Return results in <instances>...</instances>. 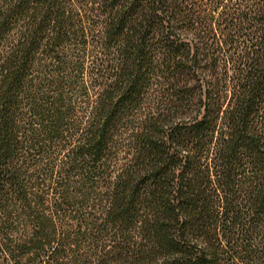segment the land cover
<instances>
[{"label":"trees","instance_id":"obj_1","mask_svg":"<svg viewBox=\"0 0 264 264\" xmlns=\"http://www.w3.org/2000/svg\"><path fill=\"white\" fill-rule=\"evenodd\" d=\"M0 264H264V0H0Z\"/></svg>","mask_w":264,"mask_h":264}]
</instances>
